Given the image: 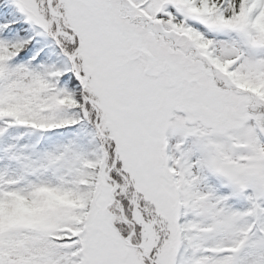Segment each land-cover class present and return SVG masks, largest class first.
Masks as SVG:
<instances>
[{
	"label": "snow or ice",
	"instance_id": "snow-or-ice-1",
	"mask_svg": "<svg viewBox=\"0 0 264 264\" xmlns=\"http://www.w3.org/2000/svg\"><path fill=\"white\" fill-rule=\"evenodd\" d=\"M0 264H264V0H0Z\"/></svg>",
	"mask_w": 264,
	"mask_h": 264
}]
</instances>
